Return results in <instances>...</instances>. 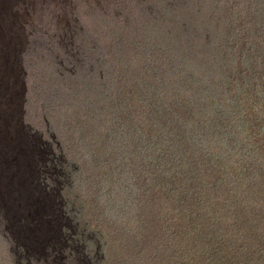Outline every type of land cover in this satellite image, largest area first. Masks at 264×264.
<instances>
[{
	"label": "rangeland",
	"instance_id": "rangeland-1",
	"mask_svg": "<svg viewBox=\"0 0 264 264\" xmlns=\"http://www.w3.org/2000/svg\"><path fill=\"white\" fill-rule=\"evenodd\" d=\"M217 1L172 4L226 7L247 29L257 26L243 0ZM259 1L251 0L253 11ZM162 7V0H0V264H113L104 236L121 230L127 246L136 232L138 185L159 167L163 118L145 119L148 109L116 77L125 84L137 74L129 48L148 52L149 23L151 37L159 34ZM201 132L197 140L185 133L189 155L215 151L216 140ZM177 149L186 154L181 141Z\"/></svg>",
	"mask_w": 264,
	"mask_h": 264
},
{
	"label": "trees",
	"instance_id": "trees-1",
	"mask_svg": "<svg viewBox=\"0 0 264 264\" xmlns=\"http://www.w3.org/2000/svg\"><path fill=\"white\" fill-rule=\"evenodd\" d=\"M222 1L231 3H217ZM162 2L159 34L151 37L149 23L148 52L129 48L137 74L125 84L116 77L119 86L130 87L131 100L148 109L141 114L145 119L163 118L159 167L150 183L138 185V226L127 246L115 230L104 236L103 252L114 257L113 264H264V0L254 11L251 0H243L247 17L257 24L252 29L226 7L223 13L183 11L172 3L186 0ZM213 123L218 132L211 130ZM204 128L217 142L211 144L215 151L189 155L185 133L195 132L197 140ZM245 161L250 170H241Z\"/></svg>",
	"mask_w": 264,
	"mask_h": 264
},
{
	"label": "bare ground",
	"instance_id": "bare-ground-1",
	"mask_svg": "<svg viewBox=\"0 0 264 264\" xmlns=\"http://www.w3.org/2000/svg\"><path fill=\"white\" fill-rule=\"evenodd\" d=\"M4 4L6 3V0H3Z\"/></svg>",
	"mask_w": 264,
	"mask_h": 264
}]
</instances>
